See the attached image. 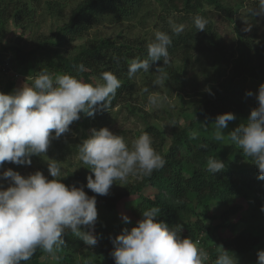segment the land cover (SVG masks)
I'll list each match as a JSON object with an SVG mask.
<instances>
[{"label":"trees","instance_id":"16d2710c","mask_svg":"<svg viewBox=\"0 0 264 264\" xmlns=\"http://www.w3.org/2000/svg\"><path fill=\"white\" fill-rule=\"evenodd\" d=\"M34 2L37 0H0V52L8 49L2 45L7 22L15 27L22 26ZM147 4L158 8L149 35L131 40L121 37L118 41L86 38L88 31L99 20L110 19L114 23L130 21L139 16ZM257 6V0H83L72 9L69 20L56 27L52 36L38 35L28 51L21 46L10 48L14 69L29 78H34L40 71H47L53 75L69 74L95 84L102 82L99 79L101 73L113 72L120 80L121 87L111 98L110 107L93 117L81 114L78 120L80 127L84 132L90 131L88 138L91 130L97 129L99 115L122 108L144 123L145 127L137 133V138L147 132L153 139L154 149L166 160L165 166L151 176H135L137 179L134 182L107 196L92 193L85 187L89 196H96L99 212L93 232L97 239L95 246L88 247L70 231L63 235L65 244L56 252V258L37 249L30 260L21 264H115L110 254L114 248L112 239L123 229L131 230L137 226L142 212L152 207L161 209L157 220L170 227L180 224L182 237H189L194 243L205 246L209 256L206 264H213L218 253L214 245L208 244L210 231H226L230 237L222 241V246L239 254H251L264 242V232H260L256 226L239 229L241 221L246 222L240 216L245 206H259V211L264 214L261 211L264 207V180L257 179L256 166L243 161L242 152L237 149L235 153L228 138V133L249 116V96L245 93L252 91L255 94L264 84V19L252 14ZM62 9L53 0H45L48 14L53 15ZM196 16L207 20L205 31L196 30L193 23ZM217 22H228L232 26V44L218 34ZM174 25H183L184 31L175 35L172 31ZM157 31L171 36L168 63L180 62L178 69L168 75L174 83L182 84V73L193 64L196 55L210 50L220 57L225 49L232 50L225 65L229 64L227 69L212 66L215 78L206 80L205 84L211 94L206 90L200 91L195 118L184 127L169 115L168 133L147 118L146 113L133 106L140 93L148 94L145 91L148 83L153 85L150 72L168 63L164 64L161 60L154 63L149 72L140 71L131 79L128 76L129 63L133 59L143 60L147 57V45ZM82 39L84 43L76 52L66 54L71 43ZM0 64H4L1 58ZM80 64L85 66L84 72L78 71ZM7 85L5 92L10 94L14 82ZM228 112L233 113L236 119L228 122L222 141L214 140L215 118ZM193 131L198 132L195 139L190 135ZM83 135L86 137L85 133ZM72 150L77 153L78 145ZM209 157L222 160L224 170L209 173L206 170ZM91 174L86 166L84 169L63 172L57 179H62L65 185L75 184L79 187L86 185V178ZM48 178L52 179L50 176ZM247 193L251 199L243 200ZM239 198L244 205L237 203ZM215 202L227 207L217 219L212 213ZM122 214L130 218L129 223L123 221ZM81 230L89 231L85 226Z\"/></svg>","mask_w":264,"mask_h":264},{"label":"clouds","instance_id":"9594fccd","mask_svg":"<svg viewBox=\"0 0 264 264\" xmlns=\"http://www.w3.org/2000/svg\"><path fill=\"white\" fill-rule=\"evenodd\" d=\"M257 5L252 14L264 19V0H257ZM193 23L197 31H205L204 17H194ZM172 31L179 35L184 26L174 25ZM171 44L168 33L157 31L147 45V57L129 63V79L140 71L149 72L158 61L167 64ZM77 68L79 72L86 70L83 64ZM99 79L102 82L92 84L69 74L40 71L29 86L23 85L10 94L0 92V167L5 162L31 165V157L46 155L51 140L69 132L70 125L81 114L93 117L101 110H108L121 82L110 71L101 73ZM163 79L160 75L156 82ZM206 91L211 94L210 89ZM245 95L255 96L258 106L250 111L245 122L228 133V138L256 166L257 179L264 180V84L255 94L247 91ZM157 102L156 97H148L149 104ZM235 119L231 112L218 115L212 138L222 141L228 122ZM190 135L195 139L198 132ZM77 159L92 173L87 176L86 185L79 187L65 185L62 179H57L62 169L52 159L47 162L52 179L39 170L28 176L11 168L0 172V181L8 185L5 188L0 184V264H21L30 260L37 249L56 258V252L65 244L63 235L67 231L88 247L95 246L96 196H89L85 187L92 193L107 196L117 181L122 186L130 177L151 176L166 164L147 132L129 146L108 127L91 130V135L78 145ZM206 165L211 174L225 168V163L216 157H209ZM160 211L158 207L143 211L137 226L123 229L112 239L114 248L110 254L115 264H206L208 253L189 237L181 236L180 224L170 227L157 220ZM122 219L130 222L126 215L122 214ZM81 226L89 231H82ZM219 247L221 251L213 264H238L233 253ZM256 264H264V249L257 251Z\"/></svg>","mask_w":264,"mask_h":264},{"label":"rangeland","instance_id":"374dc122","mask_svg":"<svg viewBox=\"0 0 264 264\" xmlns=\"http://www.w3.org/2000/svg\"><path fill=\"white\" fill-rule=\"evenodd\" d=\"M58 3L59 7H63L62 11L52 14H48L45 10V0H37L32 3L30 7L29 16L25 17L22 26L15 27L11 23L7 22L5 27V34L2 40V45L8 48L4 52H0L1 61L4 64H0V92H5V87L10 82H14L13 91L20 87L29 86L32 83L33 78L20 75L17 70L14 69L12 64L13 52L10 48L20 47L24 51H28L34 41L37 40L38 35L41 37H49L54 34L57 26L66 23L69 20L72 9H74L83 0H53ZM30 2V0H29ZM143 11L139 13L136 18L121 23H114L110 19L99 20L88 31L86 38L98 39L108 38L111 40L116 39L118 41L121 37L124 39H133L134 37L141 38L143 35H149L154 25V15L158 12V8L155 5L147 4L143 7ZM218 34L227 43L232 44L234 31L232 26L228 22L216 23ZM84 43V39L71 43L66 54H72L77 51L79 46ZM64 50V49H63ZM232 50L227 48L222 53L223 56L217 57L213 51H205L196 55L194 62L190 65L185 72L182 73V84L174 83L169 80L168 75L171 71L178 69L180 62L178 60L168 63L167 65L160 67L159 71L153 69L150 72V77L154 79L153 85L148 83L145 91L148 94L144 95L140 93V96L135 99L133 106L139 108L142 112L147 114V118L152 119V122L156 123L160 128L168 133L170 130L169 115H172L174 119H177L182 126H186L190 120L195 118V109L198 105L200 91L206 90V80H212L215 78L213 65L219 66L221 69H227V59L230 58ZM12 64V65H11ZM163 75V82L157 83V77ZM195 83V86L193 83ZM11 92V93H12ZM154 96L157 98L155 105L148 103V97ZM248 102V115L250 111L258 106V103L254 97H249ZM95 122V120H93ZM108 127L114 134L122 136L125 142L131 146V143L137 138V133L141 131L145 125L136 116L130 112L116 108L111 113L106 115H99L96 128ZM86 134L84 137L83 134ZM89 132H84L79 125V121H75L70 125V131L63 134L59 139L51 140L46 155L41 157H31V165H17L9 162H5L0 167V172L5 169L11 168L18 172L22 176H28L36 171H41L45 176H49L47 162L49 159L56 160L62 169V173L66 171H76L78 169H84L86 165H83L77 159V153L73 152L72 148L82 143L84 139H87ZM154 147V146H153ZM235 153L239 151L233 145ZM238 149V151H236ZM244 156V155H243ZM246 163H251L250 159L244 157ZM137 178L130 177L128 182L124 185L113 184L109 194L115 193L118 190H122L126 185L134 182ZM0 184L6 188L7 182L0 181ZM247 197L243 200L251 199L250 194H246ZM238 204L244 205V201L241 203L240 198L237 199ZM227 207L221 206L218 202L213 203L212 213L216 219L219 215L225 211ZM241 217L246 221L240 223L239 229H245L250 225L256 226L260 232H264V214L259 211V206L253 205L252 207L245 206V209L240 213ZM99 216V212H98ZM209 223V221H208ZM215 224L212 223V226ZM83 227V226H81ZM70 231H67V234ZM230 237L226 231H210L208 244L214 245L216 251H221L219 246H222L223 240ZM197 247L205 250V246L197 244ZM223 247V246H222ZM224 248V247H223ZM264 249V242L258 245L251 254H239L233 250H227L235 255L238 260V264H256L257 251Z\"/></svg>","mask_w":264,"mask_h":264}]
</instances>
